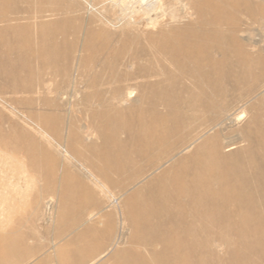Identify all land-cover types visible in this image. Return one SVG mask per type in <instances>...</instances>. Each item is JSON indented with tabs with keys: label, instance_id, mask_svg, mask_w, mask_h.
I'll list each match as a JSON object with an SVG mask.
<instances>
[{
	"label": "rangeland",
	"instance_id": "374dc122",
	"mask_svg": "<svg viewBox=\"0 0 264 264\" xmlns=\"http://www.w3.org/2000/svg\"><path fill=\"white\" fill-rule=\"evenodd\" d=\"M3 263L264 264V0H0Z\"/></svg>",
	"mask_w": 264,
	"mask_h": 264
},
{
	"label": "bare ground",
	"instance_id": "6f19581e",
	"mask_svg": "<svg viewBox=\"0 0 264 264\" xmlns=\"http://www.w3.org/2000/svg\"><path fill=\"white\" fill-rule=\"evenodd\" d=\"M157 2H160L161 0H156ZM121 2H122V0H121ZM133 9V8H132ZM107 27L103 24L100 28H99V30H104V29H106ZM241 115L242 114H240V116L239 117H241ZM239 119V118H238ZM241 119V118H240ZM230 149H232V147L230 148ZM228 150V149H227ZM3 264H6V263H3Z\"/></svg>",
	"mask_w": 264,
	"mask_h": 264
}]
</instances>
